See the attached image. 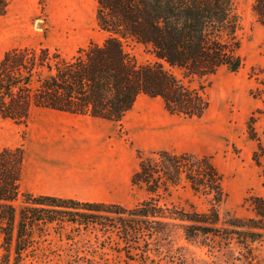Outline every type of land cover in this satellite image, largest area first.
Masks as SVG:
<instances>
[{
    "label": "trees",
    "instance_id": "16d2710c",
    "mask_svg": "<svg viewBox=\"0 0 264 264\" xmlns=\"http://www.w3.org/2000/svg\"><path fill=\"white\" fill-rule=\"evenodd\" d=\"M100 27L109 32L103 43L90 42L75 52L17 44H0V118L11 121L0 134V264H34L37 243L57 228L73 224L95 231L98 252L127 264H155L162 244L175 229L188 238L199 234H237L241 242L264 236V196L251 200L258 218L229 220L220 227L218 205L227 196L223 174L209 155L192 152L153 151L133 172L134 186L144 187L148 197L134 206L116 202L82 200L22 190L29 121L34 107L121 121L140 94L161 97L172 114L202 117L210 99L192 81L221 68L238 72L243 26L238 0H97ZM254 13L264 25V0H254ZM26 19L21 0H0L1 30H10L11 11ZM12 31V30H11ZM134 42L152 55L139 63L126 50ZM180 72L181 75L178 74ZM257 95L264 96V89ZM249 123V135L258 139ZM259 149L264 150L262 144ZM254 153V159L259 162ZM186 179L196 192L211 196L207 211H188L162 202L164 194ZM24 196V204L15 202ZM222 229V230H221ZM74 234L67 238L74 239ZM110 251H116L110 252ZM162 256V255H161ZM28 257L32 260L28 261ZM80 257V256H78ZM90 264H99L83 256ZM125 261V259H124ZM111 264V263H109Z\"/></svg>",
    "mask_w": 264,
    "mask_h": 264
},
{
    "label": "rangeland",
    "instance_id": "374dc122",
    "mask_svg": "<svg viewBox=\"0 0 264 264\" xmlns=\"http://www.w3.org/2000/svg\"><path fill=\"white\" fill-rule=\"evenodd\" d=\"M21 1L26 6L25 21H21L19 14L12 9L10 30H1L0 27V44L5 47L24 43L35 47L46 45L52 49L62 47L75 52L92 41L103 43L109 35L98 23L97 0ZM253 1L238 0L243 20V67L238 72L224 67L192 81L194 86L203 88L210 99V107L202 117L172 114L165 108L161 97L146 95L145 114L128 111L121 121H114L119 135L125 140V150L117 167L120 173L128 168L133 174L139 167L137 150H141L144 157L154 156L153 151L160 149L209 155L223 174L227 192L218 205L220 227L229 226V220L258 218L251 196H264V150L259 149V144L264 147V96L257 95L264 89V25L253 11ZM125 47L139 63L152 59V55L139 44L130 42ZM43 112V107H34L31 113L26 140V154L29 156L40 142L39 122L49 117ZM253 116L258 139L249 135ZM10 123L0 118V134ZM149 132L154 135V142L149 139ZM257 150L259 162L254 159ZM108 168H113V164L110 163ZM111 196L109 200L134 206L147 198L148 192L144 187L131 184L128 192L115 189ZM161 201L188 211H207L214 204L211 196L196 193L184 178L171 193L164 194ZM15 204L18 207L24 204V196L21 195ZM255 230L264 233V230ZM77 232L73 224H66L62 231L57 228L49 230V234L39 238L34 264H90L83 256L105 264L106 255L99 254L102 249L98 247L99 251H94L98 245L95 231L82 230L75 236ZM70 234L75 238H67ZM236 236L208 233L188 239L181 230L174 229L167 239L155 241V248L163 245L162 256L155 255V264H264V236L245 242ZM110 252L117 254L116 251ZM119 259L114 255L108 264ZM127 260L124 251L123 260L118 264H127Z\"/></svg>",
    "mask_w": 264,
    "mask_h": 264
},
{
    "label": "crops",
    "instance_id": "0c3cea01",
    "mask_svg": "<svg viewBox=\"0 0 264 264\" xmlns=\"http://www.w3.org/2000/svg\"><path fill=\"white\" fill-rule=\"evenodd\" d=\"M147 94H140L129 111L145 112ZM45 109L49 116L40 125V142L25 155L22 188L36 194L75 197L89 201L109 200L112 191L131 189L132 174L117 171L125 140L113 120L91 115ZM144 113V114H145ZM151 142L154 135L149 132ZM27 153V144H26ZM121 154V155H120ZM112 163L113 168H108Z\"/></svg>",
    "mask_w": 264,
    "mask_h": 264
}]
</instances>
